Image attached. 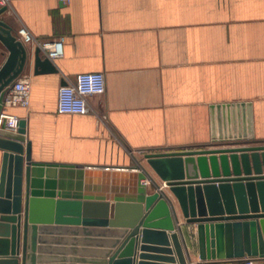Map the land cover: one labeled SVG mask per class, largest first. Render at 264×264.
I'll use <instances>...</instances> for the list:
<instances>
[{
  "label": "crops",
  "instance_id": "obj_1",
  "mask_svg": "<svg viewBox=\"0 0 264 264\" xmlns=\"http://www.w3.org/2000/svg\"><path fill=\"white\" fill-rule=\"evenodd\" d=\"M3 7L0 17L18 37L24 28L33 38L21 75L30 81V104L9 111L27 120L34 161L132 166L140 154L264 142V0H12ZM58 38L65 40L63 57L51 59L58 71L36 74L35 49ZM7 55L0 42V66ZM85 72L104 73L105 92L90 96L84 113L60 112V88ZM2 157L0 150V175ZM147 169L153 193L163 181ZM168 194L187 256L199 259L197 225ZM76 236L78 248L99 246L84 241L96 232ZM88 250L62 256L99 258Z\"/></svg>",
  "mask_w": 264,
  "mask_h": 264
},
{
  "label": "water",
  "instance_id": "obj_2",
  "mask_svg": "<svg viewBox=\"0 0 264 264\" xmlns=\"http://www.w3.org/2000/svg\"><path fill=\"white\" fill-rule=\"evenodd\" d=\"M0 42L8 50L0 66L1 115L7 92L25 70L28 48L1 17ZM34 63L36 74L58 71L40 47ZM26 134V119L14 133L0 127V264H133L137 241L135 264H188L168 192L186 223L197 225L201 260L233 264L264 258L263 141L147 153L148 165L163 181L149 193L151 174L141 162L90 167L37 162ZM80 232L98 233L84 239L98 248H78ZM87 249L99 258L62 256Z\"/></svg>",
  "mask_w": 264,
  "mask_h": 264
},
{
  "label": "built area",
  "instance_id": "obj_3",
  "mask_svg": "<svg viewBox=\"0 0 264 264\" xmlns=\"http://www.w3.org/2000/svg\"><path fill=\"white\" fill-rule=\"evenodd\" d=\"M12 0H0V6H8ZM69 3L70 0H61ZM21 40L29 43L32 36L23 28L20 30ZM64 38L40 42V48L47 57L52 60L63 57L65 52ZM106 89V79L102 72H85L77 76L72 84L63 86L58 93V109L62 113L81 114L87 111L90 96L102 94ZM30 104V81L28 78L19 77L10 87L4 99V109L0 115V127L3 125L7 130L16 131L20 117L9 111L10 108H27ZM188 264H219L218 262H207L200 258H188ZM225 264V263H223ZM233 264H264V258L245 257Z\"/></svg>",
  "mask_w": 264,
  "mask_h": 264
},
{
  "label": "rangeland",
  "instance_id": "obj_4",
  "mask_svg": "<svg viewBox=\"0 0 264 264\" xmlns=\"http://www.w3.org/2000/svg\"><path fill=\"white\" fill-rule=\"evenodd\" d=\"M139 158L141 159V164L144 166V167H148V163H147V160L145 159V155H139Z\"/></svg>",
  "mask_w": 264,
  "mask_h": 264
}]
</instances>
